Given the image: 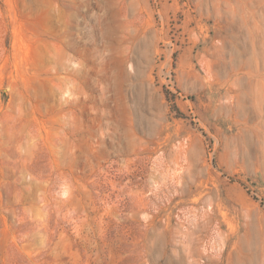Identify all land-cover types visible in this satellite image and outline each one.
I'll return each mask as SVG.
<instances>
[{"label": "rangeland", "instance_id": "rangeland-1", "mask_svg": "<svg viewBox=\"0 0 264 264\" xmlns=\"http://www.w3.org/2000/svg\"><path fill=\"white\" fill-rule=\"evenodd\" d=\"M0 264H264V0H0Z\"/></svg>", "mask_w": 264, "mask_h": 264}]
</instances>
